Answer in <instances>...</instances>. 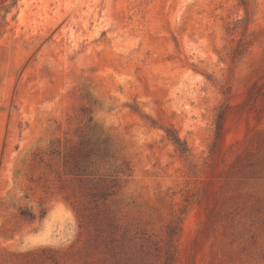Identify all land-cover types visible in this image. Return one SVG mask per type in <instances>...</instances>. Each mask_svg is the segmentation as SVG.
Instances as JSON below:
<instances>
[{"label":"rangeland","instance_id":"obj_1","mask_svg":"<svg viewBox=\"0 0 264 264\" xmlns=\"http://www.w3.org/2000/svg\"><path fill=\"white\" fill-rule=\"evenodd\" d=\"M6 23L0 264H264V0H19Z\"/></svg>","mask_w":264,"mask_h":264},{"label":"trees","instance_id":"obj_2","mask_svg":"<svg viewBox=\"0 0 264 264\" xmlns=\"http://www.w3.org/2000/svg\"><path fill=\"white\" fill-rule=\"evenodd\" d=\"M19 0H12V3L10 5H3L0 7V21L2 22V26H6V20H7V16L12 13L13 8L17 5ZM1 13H3V15H1ZM152 126H154V124L152 123ZM222 125L219 123L217 126V132H216V138H220L222 135ZM166 136L168 138L169 141H171L174 146L177 148V150L183 154V155H187L188 148L186 146V144L180 139V137L176 134L175 131L171 130V129H167L166 130ZM91 155H93L92 151L86 152L85 156L83 158V161H78L74 164L73 167V172L76 173L77 175H82V173H85L88 169L89 163H90V159H91ZM19 215L29 221V222H33L37 219L36 214L30 210V209H20L19 210ZM181 223L182 220L178 219V221H176L175 225L173 227H170L169 229V237H170V242L173 244L174 240L176 238V236L178 235V232L181 229ZM166 264H175V258H174V253L171 250L168 253V259Z\"/></svg>","mask_w":264,"mask_h":264}]
</instances>
